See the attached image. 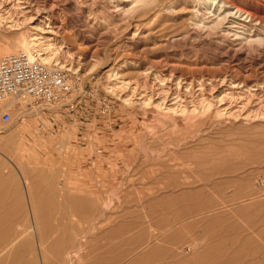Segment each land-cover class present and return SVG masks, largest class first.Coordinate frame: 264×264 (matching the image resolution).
<instances>
[{
    "label": "rangeland",
    "instance_id": "374dc122",
    "mask_svg": "<svg viewBox=\"0 0 264 264\" xmlns=\"http://www.w3.org/2000/svg\"><path fill=\"white\" fill-rule=\"evenodd\" d=\"M161 1L121 19L101 1L66 12L58 36L61 55L88 85L98 83L109 92L114 105L109 113H98L89 98L70 112L56 106L39 117L25 116L34 110L23 111L18 99L0 104V264H264V189L257 186L264 181V117L243 122L212 116L191 127L137 101L127 104L121 92L109 89L115 76L137 85L139 93L146 79L157 85V75L243 79L237 68L220 65L229 42L192 29L199 0ZM84 25L92 42L86 41ZM6 34L13 45L15 33ZM253 68L249 81H262L264 75ZM6 109L11 119L4 122ZM9 157L23 160L31 186L23 185ZM253 168V187L239 189L236 184ZM184 228L188 232L167 255L159 251L168 247V235ZM154 229L149 245L143 244L139 237ZM151 252L165 256L149 260ZM141 255L145 258L136 260Z\"/></svg>",
    "mask_w": 264,
    "mask_h": 264
},
{
    "label": "bare ground",
    "instance_id": "6f19581e",
    "mask_svg": "<svg viewBox=\"0 0 264 264\" xmlns=\"http://www.w3.org/2000/svg\"><path fill=\"white\" fill-rule=\"evenodd\" d=\"M100 1L105 5V7L109 5V7L106 8V10L107 11L110 10L112 14L114 13L115 17H118L120 19L125 18L128 15H131L132 13H138V12L142 13L147 9H151L152 7L154 8L155 6H157L158 3L162 2L161 0H0V55L13 53L18 50H27L33 53L37 58H39L43 62L54 64L57 66H67L66 64L67 59L65 60V58L61 55L63 50L61 51V45H59L61 43L59 41V37H60L59 33L63 28H65L64 20H65L66 12H68V10L76 11L78 5L82 6L83 4H86L89 7H94ZM127 1H130L131 3L130 4L131 6L129 8L126 7ZM114 3L115 5H113ZM260 8L261 11H258V9L260 10ZM192 13L197 18L196 21H193V25H192L194 26V28L192 29H194L196 33L198 32L207 37H210L212 35H214L215 37L219 36L220 38L224 39L226 43L228 42L230 43V44L228 43L229 45L227 44L228 46L225 49L223 55L221 56V59L219 60L220 65L221 66L229 65L234 69L237 68L235 69L236 73L238 72L243 76L241 77L243 78L242 80L236 78V76H233L231 74L224 75L223 73H222L223 75H217V76L203 75L200 77L194 76L190 78H182L179 75H177V77H175V75L172 76L170 75L171 76L170 78H164L160 75H157L156 81H159V83H157V85L155 83V86L151 87L149 86L150 82L148 81L150 79L149 77L151 76V73L150 71H148V69H145L143 71L144 73L142 74L143 76L145 75V78H149V79L145 80L146 82L144 84V90L141 93L137 91L138 90L137 85L133 84L130 81L124 80L118 82L117 80L119 79L118 76L117 77L115 76V79L112 78L111 85H109L110 86L109 89L112 92L114 91L121 92V97L127 104L128 103L131 104L132 101L134 102L137 101L142 107L146 109H153L154 111H157L159 114L171 120L172 122H175L176 124H188L191 127H195L200 124L203 125L206 122V120H208L212 116L217 117L218 119L224 121L234 120V121H243V122L250 121L252 119L259 120V117L262 116L264 117V113L263 112L260 113V110L264 108V79L262 81H256V82H250L248 79L251 75L253 76L254 74L255 70L253 66H257L258 70L261 71V74L264 75V0H252L250 4L243 3L241 0H213L212 2H209V0H199L197 3H195ZM82 27L84 28L87 34L86 41L88 43L92 42L91 38L93 36L88 26L84 25ZM7 32L15 33L14 35L16 37V40L14 44L12 43L13 45L7 44L8 42L6 41L8 38L6 34ZM126 33H128V31ZM178 35L174 36L173 38L178 37ZM127 38L131 39L133 38V36ZM138 42L140 41L138 40ZM100 63H101V59L96 60L92 69L96 68ZM68 69L72 70L73 68L68 66ZM213 69H214L213 73H215L214 71L216 69L214 67ZM243 70L245 71L243 72ZM113 73H110L111 75L108 74L109 77L113 76ZM16 99H17L16 97L8 96L0 100V104L2 105L6 103L10 106L12 102L16 101ZM40 111L41 108H36L34 111L27 113L25 116H31L35 114V117H39ZM260 125L259 127H261ZM237 126H239V123L238 125L236 124V129L238 128ZM262 127L264 128V126ZM223 131L221 132L223 133ZM207 134L208 133H206L205 136H207ZM217 134H219V132ZM244 141H247V139H245ZM191 142L194 143V141ZM249 142H255V141H253L252 138V141ZM249 153L251 152L249 151ZM9 159L11 161V164L17 166V168L20 170L23 185L25 187L31 186L32 183L30 182V179L24 173L25 167L23 164V160L20 159L19 161L10 157ZM242 163H243L242 161L240 164L238 163V166H242ZM192 164L189 165L192 166ZM192 167L194 168L196 166L194 165ZM257 168L249 169L248 173L246 174L244 173L246 176H244L243 179L240 177L242 179L241 184L240 185L236 184V186L239 187V189H244L249 191V189L253 187L254 174ZM244 174H241V176ZM162 185H163L162 188H164V184ZM257 186L261 189H264V181L260 179ZM203 188L204 187H202V189ZM3 205L4 204H2V206ZM160 208H165V204L160 203ZM155 230L156 229L150 231L151 235L149 236L144 233L142 237H139L140 240L144 241L143 244L147 243L149 245L151 239L154 237L152 235H155L153 234L155 233ZM186 232H188V228H184L181 233H172L168 235L167 241L165 242L168 247L165 250H159V251L167 255L168 254L167 251L169 250V247L176 244L177 241H179ZM133 239L136 240L135 238ZM160 252L158 256L157 254H153L151 252V254L148 255L147 259L154 261L161 260L162 257L165 255H162ZM144 258L145 256L141 255L138 256L136 260L141 261Z\"/></svg>",
    "mask_w": 264,
    "mask_h": 264
},
{
    "label": "built area",
    "instance_id": "2783aa9c",
    "mask_svg": "<svg viewBox=\"0 0 264 264\" xmlns=\"http://www.w3.org/2000/svg\"><path fill=\"white\" fill-rule=\"evenodd\" d=\"M76 73L68 66L43 62L27 50L0 55V100L16 97L21 101L23 111L64 106L70 112L89 98L97 103L98 113H109L114 107L109 92L102 91L98 83L88 85L87 79ZM10 119L11 113L3 111L1 120L7 122ZM37 127L44 130L45 123L39 121Z\"/></svg>",
    "mask_w": 264,
    "mask_h": 264
}]
</instances>
